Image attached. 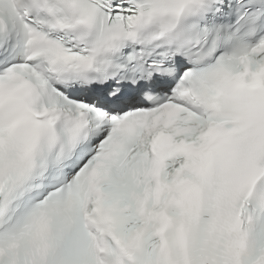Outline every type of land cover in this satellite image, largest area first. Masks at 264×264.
<instances>
[{"label": "snow or ice", "instance_id": "snow-or-ice-1", "mask_svg": "<svg viewBox=\"0 0 264 264\" xmlns=\"http://www.w3.org/2000/svg\"><path fill=\"white\" fill-rule=\"evenodd\" d=\"M0 264H264V0H0Z\"/></svg>", "mask_w": 264, "mask_h": 264}]
</instances>
